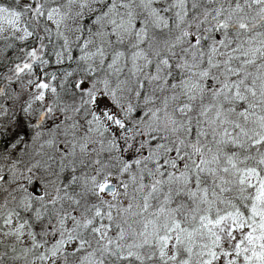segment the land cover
Instances as JSON below:
<instances>
[{
  "label": "snow or ice",
  "instance_id": "6c2138e0",
  "mask_svg": "<svg viewBox=\"0 0 264 264\" xmlns=\"http://www.w3.org/2000/svg\"><path fill=\"white\" fill-rule=\"evenodd\" d=\"M0 264H264V0H0Z\"/></svg>",
  "mask_w": 264,
  "mask_h": 264
}]
</instances>
